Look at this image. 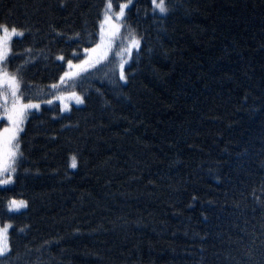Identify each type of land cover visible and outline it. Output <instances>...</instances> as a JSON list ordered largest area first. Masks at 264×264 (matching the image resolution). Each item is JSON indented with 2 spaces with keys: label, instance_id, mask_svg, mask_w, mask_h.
Returning a JSON list of instances; mask_svg holds the SVG:
<instances>
[{
  "label": "trees",
  "instance_id": "obj_1",
  "mask_svg": "<svg viewBox=\"0 0 264 264\" xmlns=\"http://www.w3.org/2000/svg\"><path fill=\"white\" fill-rule=\"evenodd\" d=\"M109 2L127 4L118 45L139 42L126 81L99 67L60 83ZM165 5L0 0V24L24 32L3 65L40 104L0 185V264H264V0ZM69 91L83 103L64 113Z\"/></svg>",
  "mask_w": 264,
  "mask_h": 264
},
{
  "label": "snow or ice",
  "instance_id": "obj_2",
  "mask_svg": "<svg viewBox=\"0 0 264 264\" xmlns=\"http://www.w3.org/2000/svg\"><path fill=\"white\" fill-rule=\"evenodd\" d=\"M153 5V11L159 12L160 14H166L168 8L165 5V0H151ZM112 7L111 3L107 4V8L110 10ZM127 7L126 3L119 5L120 11L118 16H123L124 9ZM106 23H111L108 13L105 14ZM113 29H110L109 40L113 34ZM24 32L18 30L15 26H9L5 24H0V113L3 114L0 119L6 118L7 126L0 129V185L10 184L14 180L15 173L17 171V161L21 155L19 151V133L23 131L22 125L24 123L25 113L28 109H39V103H33L29 100L27 103L23 102L22 97L18 94L20 88V82L15 74L9 73L3 62L6 57L11 52L10 42L12 37L20 36L22 37ZM103 24L101 26V40L103 42ZM133 48H139V42L137 40H132L128 45L125 55H130ZM107 45L104 43L97 44L95 48L84 49L85 53H90L86 59L81 60L79 64L73 65L71 60H68V67L70 71H66L63 76L60 77V83L65 81V78H72L78 76L80 72H87L89 68L94 67L95 64L100 63L107 55ZM63 59V57H59ZM125 60L121 58L119 61L118 68V79L121 81H126V75L124 72ZM75 69V71H71ZM52 88H57L56 84L51 86ZM7 89V94L3 89ZM65 95L74 99L77 104L83 103L82 97L77 95L75 92L62 93L60 95L54 96L53 99H59L63 101ZM10 97V103H9ZM46 103L51 104L52 100L46 101ZM66 107V106H65ZM71 167H76V157H72ZM27 207V202L20 200L17 201L12 199L9 201V208H19ZM10 225L5 227H0V256L5 255V253L10 252V245L7 243L6 235L7 229Z\"/></svg>",
  "mask_w": 264,
  "mask_h": 264
},
{
  "label": "rangeland",
  "instance_id": "obj_3",
  "mask_svg": "<svg viewBox=\"0 0 264 264\" xmlns=\"http://www.w3.org/2000/svg\"><path fill=\"white\" fill-rule=\"evenodd\" d=\"M119 11H120V8L116 7L114 5H112L110 10L107 8V4L105 6V9L103 11V18H102L104 39H103V42H102L101 34H100V40H99L98 44L104 43L105 45H107V49H106L107 50V55H106V57L104 59H102L100 61V63H97V64H95L94 67L89 68L90 70H94V69H97L99 67H106V68L110 69V71H113V67L117 68V65H118L119 61L121 60V58H123L125 61L127 59L128 55H125V51H126L128 45H129V43H122L120 46L118 45V42L121 40V34L123 35V17H124V14H123V16H118L117 15L119 13ZM106 12L108 13V15L110 17V20H111L110 24L104 22L105 21ZM113 26H115V29L113 30V34L111 35V39L109 40L110 29H113ZM128 38L130 39V37H128ZM95 47H93V48H95ZM89 55H91V54L88 53L86 55V58ZM117 71H118V68H117ZM3 91L5 92V94H7V89L6 88L3 89ZM65 93H68V92H65ZM69 93H71V92L69 91ZM75 93L80 96V94H78L77 92H75ZM59 102H60V105L62 107L61 110L64 113H66L71 108L72 105H80V104H82V103L77 104L74 99H71L70 97H68L66 95H65V98L63 99V101L59 100ZM9 103H10V97H9ZM31 110L32 109H28L26 111L25 117H24V123H25V120H26V117H27L28 113H30L29 111H31ZM2 116H3V114L0 113V117H2ZM24 123L22 125V128L24 127ZM5 126H7L6 118L0 119V129H2ZM20 133H19V136H20ZM19 208H21V207H19ZM5 226L6 225L3 226V225L0 224V227H5ZM6 240H7V243H8V231H7V235H6ZM6 254L7 253H5V255ZM3 256H0V258L3 257Z\"/></svg>",
  "mask_w": 264,
  "mask_h": 264
}]
</instances>
